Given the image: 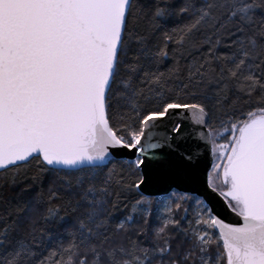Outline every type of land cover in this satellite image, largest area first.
<instances>
[{
  "label": "snow or ice",
  "instance_id": "1",
  "mask_svg": "<svg viewBox=\"0 0 264 264\" xmlns=\"http://www.w3.org/2000/svg\"><path fill=\"white\" fill-rule=\"evenodd\" d=\"M0 264H264V0H0Z\"/></svg>",
  "mask_w": 264,
  "mask_h": 264
},
{
  "label": "water",
  "instance_id": "2",
  "mask_svg": "<svg viewBox=\"0 0 264 264\" xmlns=\"http://www.w3.org/2000/svg\"><path fill=\"white\" fill-rule=\"evenodd\" d=\"M224 218L227 220V219H231V217L227 214V213H224Z\"/></svg>",
  "mask_w": 264,
  "mask_h": 264
},
{
  "label": "rangeland",
  "instance_id": "3",
  "mask_svg": "<svg viewBox=\"0 0 264 264\" xmlns=\"http://www.w3.org/2000/svg\"><path fill=\"white\" fill-rule=\"evenodd\" d=\"M161 211H163V209Z\"/></svg>",
  "mask_w": 264,
  "mask_h": 264
},
{
  "label": "trees",
  "instance_id": "4",
  "mask_svg": "<svg viewBox=\"0 0 264 264\" xmlns=\"http://www.w3.org/2000/svg\"><path fill=\"white\" fill-rule=\"evenodd\" d=\"M162 210V209H161Z\"/></svg>",
  "mask_w": 264,
  "mask_h": 264
}]
</instances>
